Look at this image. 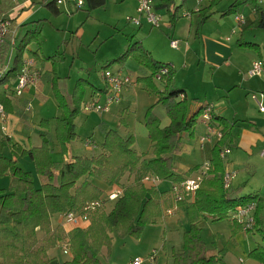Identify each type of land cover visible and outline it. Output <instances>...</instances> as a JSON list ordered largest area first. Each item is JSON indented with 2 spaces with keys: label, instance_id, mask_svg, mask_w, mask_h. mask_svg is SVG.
I'll return each instance as SVG.
<instances>
[{
  "label": "trees",
  "instance_id": "16d2710c",
  "mask_svg": "<svg viewBox=\"0 0 264 264\" xmlns=\"http://www.w3.org/2000/svg\"><path fill=\"white\" fill-rule=\"evenodd\" d=\"M57 2L42 0L41 5L53 14H59ZM85 5L89 9H96L104 6L105 0H82V6L77 10ZM0 21L9 23L8 33L0 41V105L6 116L13 113L16 98L13 87L24 68V62L32 61L35 70V62L24 60V53L30 44L37 41L40 30L38 27L30 28L34 23L24 25L25 34L16 43L19 28L15 20L5 15ZM256 26L264 28V15L259 17ZM12 48L15 50L13 57L10 55ZM127 58H132L149 70L150 77L142 82L157 99L145 114L150 159L133 149V137H122L117 130H108L97 156H74L65 163L55 162L52 158L55 148L65 156L68 144L79 139L75 121L82 112L83 100L80 93L67 98L56 88L59 79L54 70L55 97L61 110L55 123L54 140L45 132L40 135L41 144L38 147H29L14 143L0 131V180L9 177L7 187H0V264H49L53 261L49 253L63 243H66L71 258L60 264H103L101 251L110 249L114 233L121 237H137L144 227L162 224L163 217L173 205L186 206L189 225L182 235V248L172 254V264H223V252L205 246L201 239L200 223L206 220L231 222L239 206L256 201L251 196L240 197L232 188L229 191L223 188L224 163L220 154L232 146L231 129L225 121L212 114L211 123L220 131L221 138L211 149L209 168L193 202L188 205L184 202L174 204L170 188L162 192L157 186L145 183V179L156 178L170 186L185 179L175 172L171 156L179 150L183 139L195 136L206 105H198L192 110L186 96L172 84L173 70L156 62L138 45L128 48L105 67L122 64ZM162 69L167 70V75L160 77L166 84L164 91L160 92L152 78H156ZM81 81L84 84V80ZM85 84L92 86L86 81ZM181 94L184 98L179 100ZM193 102L198 104L197 100ZM157 105L166 106L167 109L168 126L164 128H161L160 118L155 113ZM41 126L46 130L48 124L44 122ZM18 158H27L33 172L21 168L17 164ZM35 177L39 179L38 186ZM125 179L127 186L123 184ZM95 182L108 189L107 194L115 185L123 187V193L112 201L114 203L107 213L98 212L101 204L109 201L106 194L101 202L103 189ZM93 203L99 206L89 213V219L93 215L86 230L74 229L65 234L61 225L53 227L54 218L69 213L81 214L85 207ZM256 218L257 214L255 221ZM257 226L258 222L255 228ZM38 233L42 238H38ZM258 233L264 243V229H259ZM249 257L264 264V245H258L249 253Z\"/></svg>",
  "mask_w": 264,
  "mask_h": 264
},
{
  "label": "rangeland",
  "instance_id": "374dc122",
  "mask_svg": "<svg viewBox=\"0 0 264 264\" xmlns=\"http://www.w3.org/2000/svg\"><path fill=\"white\" fill-rule=\"evenodd\" d=\"M11 1L13 0H0V5L9 4ZM17 1L20 2V0ZM40 1L28 0V8L31 10L29 21H40L41 36L39 44L35 43L28 47L24 60H29L27 58L30 52L36 51L38 48L40 55L45 57L58 54L55 58L57 75L66 80L69 91L73 90L79 78L87 79L95 88H104L101 73L105 70L120 72L129 76L133 81L136 77L144 76L146 71L132 60H128L122 66L104 67L106 62L119 58L127 46L137 40L145 50L151 53L154 59L174 66L176 75H178L176 86H183L182 90L189 98H198L199 103L207 106H211L209 105L211 101H214L215 104L221 99L218 103L225 107L223 109L224 116L229 122H232V104L237 99L244 98L245 95L241 91L239 83L236 82L242 76L243 79H248L245 67L250 56H257V53L243 50L236 44L240 38V32L243 31V29L241 30L243 26H238L235 18H245V13L242 11L244 8L241 9L242 12L223 19H219L218 15H215L213 20L207 22L201 31L196 32L195 21L190 20L193 17L190 15L192 11L196 10L197 0L185 1L178 10L179 19L174 29L169 27V17L165 11H155L154 8L153 14L160 18L159 25L154 26L148 23L145 15H139L136 12L135 0H118L116 4L113 0H107L105 7L89 10V13L77 10V0H62L61 4H58L59 15H54L41 6ZM182 1L174 0L175 6H180ZM231 1L221 0L218 9L228 8ZM259 4L264 7V0H260ZM81 9L83 10L84 7ZM127 19H139L141 25H135L131 22L132 20L128 21ZM245 22L248 21L245 19ZM220 32L222 35L219 36ZM244 40H257L264 45V30L251 31L245 35ZM172 41L178 43L177 49L171 48ZM215 46L227 51L232 50V62L215 58ZM14 53L15 50L12 48L10 55L13 57ZM40 81L37 86L41 84ZM158 87L161 85L158 84ZM90 92L91 87L87 86L82 104L93 100L90 97ZM41 94L45 97L43 100L34 97L27 104L29 122L31 120L32 127H24L15 131L14 140L17 141L19 140L17 136L20 138L22 136L29 147L40 145L39 129L36 127L38 123L41 120H51L59 116L60 112L49 85L45 84ZM251 96L249 95L250 101H252ZM119 97L118 102L108 106L106 113L93 114V116L81 113L77 118L75 127L79 139L73 142V147L76 149L74 152L77 156L88 158L97 156L105 130H117L124 136L129 134L134 137L136 150L141 153H146L149 150V141L144 126L145 114L148 108L156 103V98L148 95L139 86L122 89ZM104 101L103 98L100 99L102 105L105 104ZM166 110L164 106H158L155 109L156 115L160 118L161 128L168 126ZM215 111L218 112V109L215 108ZM101 118H105L106 128L100 127ZM6 123L4 127H6ZM50 126V133L54 135L53 120H51ZM199 132L197 130L193 138L183 139L179 150L172 154L171 163L176 171L184 172V168H193L197 165L202 167L207 163L210 146L200 142ZM58 151L57 148L53 151L55 158ZM59 156L61 157V155ZM24 159L28 161L27 158ZM24 159L18 158L17 164L24 170H28L27 164L25 165L23 162ZM230 172L236 178V181H232L233 187L244 186L245 191L251 192L261 185L257 176L251 172L246 173L244 164L238 167V171L231 170ZM1 182H9V177L0 180V186H2ZM95 183L103 189L102 185ZM35 184L39 185L37 177H35ZM123 184L127 186L128 181L125 179ZM117 187L123 191L122 186L117 185ZM159 188L167 189L169 186L166 183H160ZM107 192H109L108 189H103L104 196L101 202L105 199ZM113 203L101 204L102 208L100 207L98 212H109ZM63 216H60L59 220L65 234L74 229L86 230L91 222L90 217L89 225L81 226L83 228L76 227V225H65ZM177 217L182 223H178ZM58 222V218H54L53 227L59 224ZM186 223L187 219L183 211L175 209L162 224L144 227L137 237H121L114 233L110 249H103L100 259L103 264H131L135 259L141 260L142 264H172L171 257L174 250L178 251L182 247V226H186ZM199 227L205 245L223 252L224 264H256L249 257V253L258 245H264L257 234L240 232L236 236H232L226 220L202 221ZM38 238H42L40 233H38ZM153 251L156 252L157 259L150 262L148 259ZM49 256L53 260L49 264H60L70 259L69 256L63 254L59 247L51 251Z\"/></svg>",
  "mask_w": 264,
  "mask_h": 264
},
{
  "label": "crops",
  "instance_id": "0c3cea01",
  "mask_svg": "<svg viewBox=\"0 0 264 264\" xmlns=\"http://www.w3.org/2000/svg\"><path fill=\"white\" fill-rule=\"evenodd\" d=\"M41 1H40V5H41ZM185 1L186 0H183L182 4L180 6H175L174 0H153L154 10L155 11H165V13L169 17V20H168L169 27L174 29L175 24L177 23V21L179 19V15H178L179 11L178 10L184 5ZM259 1L260 0H232L230 3V6L228 8L226 7L223 10H219L218 6H219V3H221V0H212L210 3H208V2L202 3L200 7H198V5H196V10L192 11L191 15H190V16L194 17V19H193V17H191L190 20L195 21V28L197 29L196 32H199L203 29L204 25L207 22H211L213 20L215 15H218L219 19H223V18H226L228 16H234L237 13L242 12V11L245 13V18H243L244 22L242 24L236 22L238 24V26H243L241 28V30L243 29V31L240 32V34H239L240 38L237 40L236 44L238 47H240L243 50H250V51L257 53V56H254V55L250 56V60L248 61V64L245 67V70L247 71V72L245 71L246 73H248V71L250 70V68L254 62L260 61V62L264 63V45H262L257 40H254V41L244 40L245 35L247 33L251 32V31L257 32V31L264 30V28H259L256 26V22L258 21L259 17L264 15V7H262L259 4ZM20 2H22V3H20ZM20 2L17 0H13V1L9 2V4L0 5V18H2L5 15H8L15 20V25L19 28L16 32V38H17L16 43H18L19 39L25 34V30H23L22 27L24 25L34 23V25H31L30 28L38 27V29L40 30V35L38 36L37 41L35 42V43L39 44V39L41 36V27L39 26L40 21H34V20L29 21L31 19V10L28 8V0H20ZM106 2H107V0H105V5L102 7L106 6V4H107ZM113 2L116 4L118 2V0H113ZM41 6H43V5H41ZM43 7H45V6H43ZM83 7H84V9L83 10L81 9V11H84L86 13L87 12L89 13V10H94V9H89L88 6H86V5ZM102 7H99V8H102ZM242 8H244V10L241 11ZM187 9H188L187 11H189V8H187ZM58 10H59V8H58ZM59 14H60V11H59ZM59 14H54V15H59ZM185 17H187V16H185ZM204 18H206V19L203 20ZM245 19L248 22H245ZM191 26H190V29H191ZM189 33H190V30L188 31V34ZM220 35H222V32L219 33V36ZM35 43H32V44H35ZM32 44H30V45H32ZM134 45H138L143 50H145L141 46V43L138 42L137 40H136V42L129 44L127 46L126 50L128 48L134 46ZM28 47H27L25 53L28 51ZM38 49L36 51H31L29 54V57L27 59H31L35 62L34 67H35L36 72L37 71L39 72L38 74L40 76V80H41L40 83L41 84L39 86H36V85L35 86H32V85L28 86L20 97H16L14 99L15 101L13 103V113L6 115L5 123H6V121H7V123H6L5 131L2 130L3 126L0 124V131H2L5 135L9 136L10 139L14 143H19V144H22L24 146H27L28 144H26V141L23 140L22 136H21V138L19 136H17V138L19 140H17V141L14 140L15 135H16L15 131L18 129H22L24 127L25 128H29V127L31 128L32 127L31 120L29 122V111L27 110V104L34 97H37L41 100H43V98H45L41 94L42 90L44 89L45 84L50 86L51 90L53 91L54 97H55V89H54L55 85L53 84L54 83L53 82L54 81V70H55V75L59 79V81H56V88L60 89L63 92L64 96H66V97L69 95H73L74 93H76V94L80 93L82 100H83L85 88H87V86H89V85L85 84V81L88 82L87 79L85 80L84 78H79L76 81V84H75L73 90L69 91L66 80L63 78H60L57 75V70H56V63L57 62H56L55 58L58 54L45 57V56L40 55ZM126 50L124 51V53L126 52ZM145 51H147V50H145ZM147 52L153 58L151 53L149 51H147ZM232 52H233L232 50L227 51L225 49H221V47H218V46L214 47L215 58L224 59L226 62L227 61L232 62V59H233V53ZM25 53H24V58H25ZM113 60H115V59H112V60L106 62L104 67L106 66V64H108L109 62H111ZM128 60L134 61L141 69L146 71V74L144 76L136 77L135 81H133L129 76L124 75L120 72H112V73H119L122 76H127L131 79L132 86H128L125 88H134L135 86H137V87L139 86L141 90H144L148 95L153 96L152 94L149 93L148 90L145 89L146 86L142 82L143 79L148 80L147 78L150 77L149 70H147L146 68L139 65L132 58H127L124 63H126ZM154 60L160 64H163L165 66H169L170 69L173 70V78H172L173 83L172 84L176 90L182 92L186 96V98L189 101V104L191 105L192 110H195L198 105H203V104L199 103L198 98H195V99L189 98L187 96L186 92H184L182 90L183 86H181V87L176 86V79H177L178 75H176V69L174 68V66L170 65L169 63H162L156 59H154ZM124 63L114 64V65L122 66V65H124ZM242 77H239V80L236 83H239L240 87L242 89H244V90L241 89V91L244 92L245 95H244V98L237 99L232 104V106H233V110H232L233 120H232V122H229L228 119L225 118V116H224L223 109H225V107L222 106L220 103H218L219 101H221V99L218 100V102H215V104L213 103L214 101L213 102L211 101V104H209V105H211L213 107L212 109H213L214 116L225 121L226 124L228 125V127L231 129L232 146L229 148H226V149H230V154L223 160L224 171H231V170H234V171L237 170L238 171V167L241 164H244L246 173L251 172L253 175L257 176L260 179L261 185L255 189L251 190V192L245 191L244 186L243 187L242 186H240V187H233L232 186V189L234 191H236V193L240 197L251 196L252 198H254L256 200L255 201L256 204L254 202L253 203L256 206L255 207V217L257 214V218H256L257 221L256 222H258V226L256 228H254L255 230L253 229L251 233H255L258 235L259 234L258 230L264 229V114L259 113L255 103L253 101H250L249 95L251 96L255 93L264 92V76L258 77V78H248L247 80L243 79ZM81 80H84V84L81 83L82 82ZM152 81H153V84L157 90H159L160 92L164 91L165 85H166L164 80L152 78ZM102 82H103V80H102ZM158 84H160L161 87H158ZM78 85H80V88L76 89ZM14 86H15V84H14ZM90 87H91L90 97L93 100H91V102L82 104V107H84L85 105L90 104V103H99L100 105H102L100 102V99L103 98L106 101V98H107L105 83H104V88H95L94 86L93 87L90 86ZM127 90H129V89H127ZM153 97H155V96H153ZM179 100H182L181 95L179 97ZM193 100H197L198 104H195L193 102ZM55 101L57 104L56 97H55ZM213 104H214L215 108L218 109V112L215 111ZM158 106H160V105H157L155 109H157ZM151 107L152 106H150L149 108H151ZM164 107H166V106H164ZM57 108H58V111H60L59 112V116H60L61 110L58 107V104H57ZM220 110H221V112H219ZM81 113H84V112L82 111ZM84 114L86 116H89V115L93 116V114H97V113H90V114L84 113ZM59 116L51 119L54 121V128H55L56 119ZM51 120H48V119L41 120L38 123V125L36 126L39 129L38 130V137H39L38 139H40V144H41L40 135L42 133H45V132H47V135H49L50 139L54 140V135H52L50 133L51 132V126H50ZM101 121L102 122H101L100 127L106 128L105 118H101ZM44 122H47V124H48V127L46 128V130L42 129L43 127L41 126L42 123H44ZM0 123H1V121H0ZM75 129H76V127H75ZM197 130L200 131L199 136L201 135V137H203L206 133V128H205V126L201 120H200V123H199L196 131H195V135H196ZM105 131L107 132L108 130H105ZM53 134H54V130H53ZM120 135L122 137H130L131 136L129 134H127V136L126 135L124 136L122 134H120ZM131 137H133V136H131ZM219 140L220 139L215 138V139H213L212 143H207L210 146V155H209V158L207 160V163L211 158V149H212L213 145L216 144ZM135 145H136V143L134 142L133 149L138 154L145 155L147 159H150V157H151V155H150V143H149V150L146 153H141L138 150H136ZM31 147H38V146H31ZM57 150H59V149H57ZM75 150L76 149L73 147V142H71L67 146L68 152L65 156H62L60 154V151H58V155L56 156V158L54 157L53 154H52V158L57 163H65L68 161V159L70 157H74V156L76 157L77 156L76 152H74ZM7 153H9L8 150H7ZM59 155H61V157ZM23 162L25 165L27 164L26 167L28 168V171L33 172V167L31 165L30 161L29 160L26 161L24 159ZM199 169H200V166L197 165L193 168H184V172H178L175 169L174 170L176 173H178L179 175H181L185 178H192V177H195L199 173ZM234 181H236V178L234 179ZM7 183L8 182H4V183L1 182L2 186H0V187H7ZM160 183H166V182L158 181L155 184V186H157L160 191H162V192L167 191L170 188V184L166 183L169 186V188L160 189L159 188ZM193 200H189L188 202L186 201L184 203L188 205V204L192 203ZM257 205H260L258 210H257ZM175 209H176V211H179L181 209L186 216V206H179L178 207L176 205H173V207L171 208V211L173 212V210H175ZM167 216L168 215H165L163 217V222ZM57 218L59 221L58 225H61L60 220H59L60 216ZM186 219H187V216H186ZM177 221H178V223H182L180 218H178V217H177ZM206 221H211V220H206ZM228 224H229L232 236H236L240 232H245V231H243L242 227L240 225H238L236 223L235 219L232 217H231V222H228ZM188 225L189 224H188V220H187L186 226H184V225L182 226L183 233L185 230H187ZM183 233H182V235H183ZM58 247L62 251V244H59ZM211 248H213V247H211ZM49 258H50V256H49ZM156 259L157 258H155V261H156ZM256 264H260V263L256 262Z\"/></svg>",
  "mask_w": 264,
  "mask_h": 264
},
{
  "label": "built area",
  "instance_id": "2783aa9c",
  "mask_svg": "<svg viewBox=\"0 0 264 264\" xmlns=\"http://www.w3.org/2000/svg\"><path fill=\"white\" fill-rule=\"evenodd\" d=\"M77 8L82 6V0H77ZM212 0H197L198 7L201 6L202 3L208 2L210 3ZM62 0H58L57 4H61ZM154 3L153 0H136V12L139 15H145L148 23H151L154 26L159 25L160 18L153 14ZM128 21L132 19H127ZM235 21L237 23L242 24L243 18L236 17ZM133 24L140 26V20H132ZM9 23L0 21V41L3 40L4 36L8 33ZM178 43L175 41L171 42V48L177 49ZM32 61H25L24 68L21 71L17 79V83L14 87V95L15 97H20L26 88L30 85L37 86L39 83L40 76L39 74L33 70ZM167 75V70L162 69L160 73L157 75L156 79H160L161 76ZM248 78H258L264 76V63L257 61L254 62L247 73ZM101 79L105 83L107 87V98L104 105H100L99 103H90L85 105L82 108L84 113H106L108 111V106L114 102H118L120 100L119 94L122 89L128 86H132V81L127 76H122L119 73H112L108 70H105L101 73ZM184 96L181 95V99ZM252 101L255 103L259 113L264 114V92L255 93L251 96ZM213 109L211 106H205L202 114L201 121L206 128V133L203 137L200 138V142L202 144L212 143L213 139L221 138V133L218 129H216L211 121H212ZM5 114L3 111V107L0 105V121L3 125L2 130L5 131ZM230 154V149H224L220 158L224 160L227 155ZM209 168V163H206L204 166L200 167L199 173L192 178H185L181 183L173 184L170 186V193L172 196V200L174 204L183 203L185 201L193 200L196 191L198 190L200 183L205 176L207 170ZM235 175L230 171H224L222 176V185L224 190L229 191L232 188V181L234 180ZM158 182L156 178L145 179V183L155 185ZM123 191L117 187L116 185L112 187V190L109 194H107V199L109 202L116 200ZM99 206L98 203H93L84 208L81 214L69 213L64 215L63 221L65 225H76V227L83 228L81 226L89 225V213L95 210ZM255 204L249 203L243 206H239L233 214V218L236 223L240 225L243 231H252L256 226L255 221ZM171 210L167 212V215H171ZM62 252L64 255H67L71 258V254L67 248L66 243L62 244ZM156 258V252L153 251L149 256L148 261L154 262ZM240 263H242L240 261ZM131 264H142L141 260L135 259Z\"/></svg>",
  "mask_w": 264,
  "mask_h": 264
},
{
  "label": "bare ground",
  "instance_id": "6f19581e",
  "mask_svg": "<svg viewBox=\"0 0 264 264\" xmlns=\"http://www.w3.org/2000/svg\"><path fill=\"white\" fill-rule=\"evenodd\" d=\"M14 93V92H13ZM6 117V116H5Z\"/></svg>",
  "mask_w": 264,
  "mask_h": 264
}]
</instances>
